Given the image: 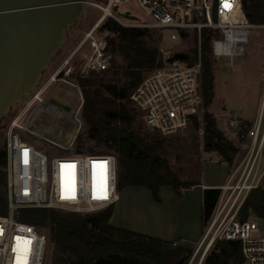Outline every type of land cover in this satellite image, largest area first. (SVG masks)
<instances>
[{"label":"built area","instance_id":"built-area-1","mask_svg":"<svg viewBox=\"0 0 264 264\" xmlns=\"http://www.w3.org/2000/svg\"><path fill=\"white\" fill-rule=\"evenodd\" d=\"M122 1L128 0H109L106 6L98 5L104 18L109 15L120 20L113 6ZM137 1L153 17L152 26L194 29L199 33L202 29L217 31L214 56L224 51L246 52L247 34L253 24L243 10L242 0ZM101 22L99 19L85 32L73 53L83 48V72L103 71L111 64L108 39L98 33ZM219 33L224 35L223 39ZM201 77L200 60L190 64L183 58L168 59L143 79L130 98L142 109L150 130L170 135L193 125L196 119L203 137L205 105ZM44 91L35 90L28 105L3 126L8 213L0 215V264H44L47 259L48 234L19 219L20 208H56L84 214L116 205L121 199L114 154L79 152L74 146L76 134L63 143L44 133L37 134L26 124L25 113L34 102L43 101ZM229 125L230 129L243 130L235 120ZM241 135L249 142L243 157L231 167L227 181L219 187L218 201L191 262L203 247L206 254L216 240L237 239L242 244V264H264V235L259 233L256 220L238 217L248 194L264 178V104L257 120ZM32 138L49 143L55 150L50 153L40 149L30 141Z\"/></svg>","mask_w":264,"mask_h":264},{"label":"trees","instance_id":"trees-1","mask_svg":"<svg viewBox=\"0 0 264 264\" xmlns=\"http://www.w3.org/2000/svg\"><path fill=\"white\" fill-rule=\"evenodd\" d=\"M243 10L253 24L264 23V1L242 0ZM114 33L108 36L111 64L103 71L77 74L84 101L82 116L87 124L76 139L79 152L112 153L117 161V188L143 186L161 202L162 185H171L180 196L201 184L183 180L168 158L166 136L148 129L139 119L140 110L130 98L145 73L164 65L159 39L151 29L125 26L108 17L101 26ZM197 31V30H196ZM218 32L202 29L193 55L176 53L169 60L183 58L202 63L201 87L204 97V150L215 151L221 163L232 164L239 151L225 135L209 106L214 98V40ZM120 58V60L118 59ZM193 125H197L194 119ZM86 142H93L86 146ZM220 195L219 188H204L202 225H207ZM115 205L91 213L56 208L19 209V219L32 223L49 236L48 264H187L193 248L181 241L156 237L112 222ZM8 213L7 152L0 151V215ZM264 219V178L252 189L238 212L242 220ZM242 244L237 239H218L201 264H242Z\"/></svg>","mask_w":264,"mask_h":264},{"label":"rangeland","instance_id":"rangeland-1","mask_svg":"<svg viewBox=\"0 0 264 264\" xmlns=\"http://www.w3.org/2000/svg\"><path fill=\"white\" fill-rule=\"evenodd\" d=\"M107 3L109 0H87L86 9L81 19L69 28L66 42L53 56L49 67L45 70L40 84L35 89H45L44 99L34 102L24 115L26 124L29 128H33L37 134L49 133L56 138L65 139L68 138V135L73 137L76 134L74 142V146H76L77 137L86 130L87 124L82 116V107L80 108L84 97L75 78L77 74L89 72L82 71L83 48L76 51L75 54L73 53L78 48L85 32L91 29L103 15V10L98 5L106 6ZM119 11L122 13L129 11L134 17L126 18L114 11L120 19H116L119 23L125 26H141L151 29L153 37L156 36L159 39L158 45L164 64L176 53L183 52L193 55L194 49L198 47L200 37L198 31L152 26L153 17L140 7L137 0L120 2ZM108 17L111 16L107 15L98 26L99 35L105 36L107 39L108 36H114V33L109 30L101 29ZM219 36L220 39L224 38L222 33H219ZM109 50L112 57L111 46ZM118 59L120 60V58ZM213 64L215 72L214 98L208 109L218 119L217 123L223 127L225 135L233 139L239 147L233 163H225L231 169L243 157L246 144L249 142V139L242 137L241 133L246 127L254 124L264 104V23L253 24V27L249 29L245 53L225 51L217 53L213 57ZM155 70L147 71L144 79ZM53 76H56L54 80ZM35 90L26 95L23 101L13 107L7 117L0 122V151L5 148L3 126L28 105ZM51 99L65 103L70 109L67 112L63 108L57 107L51 103ZM137 108L140 110L139 119L145 124L144 113L141 108L138 106ZM231 120H235L236 125L243 130L231 129V131L229 125ZM166 139L170 163L183 180H201L202 162L218 156L216 152L211 154L204 150V138L199 133L198 125H190L174 134L167 135ZM30 141L44 151L53 153L55 150L49 143L36 141L35 138ZM92 144L93 142H86V146L90 147ZM184 192L182 196H184ZM121 197L122 200L120 199L115 205L112 218L114 224L122 225L123 222H128L135 228L155 229L156 200L150 189L148 192H143V190L130 188L124 194L121 193ZM121 203L124 204V207L121 206ZM250 218L256 220L259 233L264 235V219L254 216ZM157 224H160V221ZM160 228H163L162 225ZM197 246L198 243L193 247V254ZM204 252L205 247L197 253L191 262L192 255L187 264H201L203 256L206 255ZM48 253L44 264H48Z\"/></svg>","mask_w":264,"mask_h":264},{"label":"water","instance_id":"water-1","mask_svg":"<svg viewBox=\"0 0 264 264\" xmlns=\"http://www.w3.org/2000/svg\"><path fill=\"white\" fill-rule=\"evenodd\" d=\"M86 5L87 0H0V122L38 87ZM113 10L134 18L119 11L118 4ZM51 103L70 109L55 99Z\"/></svg>","mask_w":264,"mask_h":264},{"label":"crops","instance_id":"crops-1","mask_svg":"<svg viewBox=\"0 0 264 264\" xmlns=\"http://www.w3.org/2000/svg\"><path fill=\"white\" fill-rule=\"evenodd\" d=\"M66 111L68 112V110ZM219 127L223 129L220 124ZM71 137L72 135H68L67 139L62 137L55 138L63 143H67ZM213 152L215 151H211L210 153L212 154ZM229 171V165L221 163L218 156L204 160L201 165L200 179L202 183L186 189L184 196L178 195L171 185L166 184L160 187L161 202L158 203L155 201L154 230L135 228L128 222H123L121 226L163 239L181 241L184 245L193 248L200 241L204 230L202 225L203 190L209 187L219 188L227 181ZM130 188L143 190V192H148L149 190L143 186H131L125 188L121 193L124 194ZM121 206L124 207V204L121 203ZM159 221L160 224H157ZM161 225L163 228H160Z\"/></svg>","mask_w":264,"mask_h":264},{"label":"bare ground","instance_id":"bare-ground-1","mask_svg":"<svg viewBox=\"0 0 264 264\" xmlns=\"http://www.w3.org/2000/svg\"><path fill=\"white\" fill-rule=\"evenodd\" d=\"M104 20V16L102 15L101 18H100V21H103Z\"/></svg>","mask_w":264,"mask_h":264},{"label":"flooded vegetation","instance_id":"flooded-vegetation-1","mask_svg":"<svg viewBox=\"0 0 264 264\" xmlns=\"http://www.w3.org/2000/svg\"><path fill=\"white\" fill-rule=\"evenodd\" d=\"M63 108V107H62ZM64 109V108H63Z\"/></svg>","mask_w":264,"mask_h":264}]
</instances>
